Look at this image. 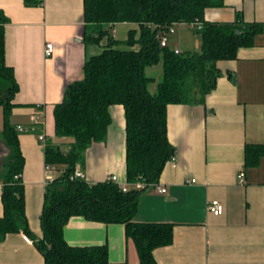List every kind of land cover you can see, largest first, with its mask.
<instances>
[{
	"label": "crops",
	"instance_id": "crops-1",
	"mask_svg": "<svg viewBox=\"0 0 264 264\" xmlns=\"http://www.w3.org/2000/svg\"><path fill=\"white\" fill-rule=\"evenodd\" d=\"M223 1L222 6L205 10L206 20L232 22L240 16L263 26L252 46L240 47L235 59L217 63L221 74L204 103L168 106V138L174 155L158 183L141 194L135 215L137 222L174 225L173 242L153 252L159 264H264V154L257 165L245 166L246 145L264 146V0ZM0 9L9 19L5 62L19 84L9 122L25 129L18 131L25 158V210L29 227L39 238L48 177L62 173L61 168L46 165L45 145L39 135L62 150L70 148L72 138L55 136L54 108L63 100L67 86L83 78L87 56L98 54L104 44L86 46L84 42L94 29L85 22L83 0H44L41 6L0 0ZM185 25L192 27L179 23L168 34L169 47L172 41L173 49L182 51L181 36L174 37L176 27ZM120 26H126L127 33L139 29L138 24L127 22L106 27L115 37ZM47 43L53 44L50 56L45 53ZM1 111L2 134V107ZM110 112L112 123L106 139L87 148L77 170L91 183L116 176L118 183L128 185L125 109L113 105ZM0 150L1 216L10 153L3 137ZM213 200L223 204L221 215L207 211ZM24 236L23 232L8 233L0 241V264H44L33 239L27 236L30 241H26ZM64 237L72 246L106 244L109 264L139 263L136 244L127 238L123 224L73 216L64 227Z\"/></svg>",
	"mask_w": 264,
	"mask_h": 264
},
{
	"label": "trees",
	"instance_id": "trees-1",
	"mask_svg": "<svg viewBox=\"0 0 264 264\" xmlns=\"http://www.w3.org/2000/svg\"><path fill=\"white\" fill-rule=\"evenodd\" d=\"M84 19L93 31L86 46L103 50L88 55L82 79L69 84L63 100L54 108L55 136L72 138L68 150L46 140L45 163L61 168L60 176L46 187L40 216L42 236L29 227L25 210L23 171L25 158L20 148L19 130L9 122L19 84L12 67L5 62V25L9 19L0 9V106L4 123L2 137L10 149L5 163L0 216V241L8 233L23 232L33 239L44 264H109L106 244L72 246L64 237L71 217L80 216L105 224H123L127 238L133 239L138 264H159L154 250L170 245L174 238L171 223L137 222L135 215L141 194L158 183L165 164L173 157L168 138L167 109L171 104H202L215 89L221 72L217 63L233 60L240 47L252 46L262 24L208 21L205 10L223 5V0H83ZM27 6H41L44 0H24ZM199 21L200 25H195ZM136 23L125 40L116 39L106 27ZM191 24L201 39L197 51L176 53L161 45L170 26ZM95 27V28H94ZM139 45V49L134 47ZM162 63L163 77L156 82L147 67ZM122 105L126 118V181L124 191L117 181L88 182L74 176L84 163L85 152L94 142L106 139L112 123L110 108ZM264 154L261 144H247L245 166H255ZM64 167V168H63ZM137 184H142L137 188Z\"/></svg>",
	"mask_w": 264,
	"mask_h": 264
},
{
	"label": "rangeland",
	"instance_id": "rangeland-1",
	"mask_svg": "<svg viewBox=\"0 0 264 264\" xmlns=\"http://www.w3.org/2000/svg\"><path fill=\"white\" fill-rule=\"evenodd\" d=\"M95 28V27H94ZM129 28V27H128ZM97 27L94 29L96 32ZM176 35L174 38L179 39L178 37L181 36L180 42H179V48H181L182 52H187V51H197L201 47V39L198 33L195 31L194 28L189 27V26H180L176 27ZM128 33H127V27L126 26H120L117 28V31L115 33V37L120 39V38H127ZM169 37V36H168ZM171 39V36L169 37ZM107 40L105 39L103 41V44H106ZM175 44L170 43V47L174 48ZM135 49H139L140 46L136 45L134 47ZM103 50V47L101 48L100 52ZM146 73L150 77H154L156 79V82L150 85V90L151 92H155L157 89V82L160 81L163 77V66L162 63L156 65V66H150L147 67ZM1 107H0V116H1ZM1 124V121H0ZM0 140H2V134L0 133ZM0 152H2L0 150Z\"/></svg>",
	"mask_w": 264,
	"mask_h": 264
},
{
	"label": "built area",
	"instance_id": "built-area-1",
	"mask_svg": "<svg viewBox=\"0 0 264 264\" xmlns=\"http://www.w3.org/2000/svg\"><path fill=\"white\" fill-rule=\"evenodd\" d=\"M175 25L170 26L169 29L166 31V33L162 36V38H161V45L162 46L165 47V46L168 45V43H167L168 42L167 36H168V34L174 32ZM195 25H200V22L197 21L195 23ZM175 51H176V53H179L180 52L179 50H175ZM52 52H53V44L52 43H47L46 49H45L46 55L47 56H50L52 54ZM18 130L19 131H24L25 129L23 127L19 126L18 127ZM32 130H35V128H32ZM39 141L46 146V137L43 134L39 135ZM74 176L77 177V178H79V179H85L84 174L81 171H79V170H77L75 172ZM240 177H242V176H240ZM53 179H54L53 177H48V183L50 181H52ZM109 179H112L113 181H117V177L116 176H111V177H109ZM121 186H122V189L124 191L127 190L128 185H121ZM142 186H143L142 184H137V188H141ZM158 190L160 192H162V193L166 192V190L164 188H159L158 187ZM207 211L210 212V213H212V214H214V215H221L224 212V207H223V204L220 201L213 200V201H210L208 203ZM24 238H25L26 241H30V239L27 236H24Z\"/></svg>",
	"mask_w": 264,
	"mask_h": 264
}]
</instances>
